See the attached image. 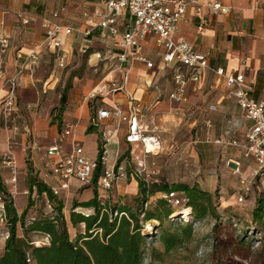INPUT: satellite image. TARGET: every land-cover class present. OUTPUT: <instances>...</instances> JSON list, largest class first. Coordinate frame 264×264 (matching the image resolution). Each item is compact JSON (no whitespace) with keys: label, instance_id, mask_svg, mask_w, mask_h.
Segmentation results:
<instances>
[{"label":"crops","instance_id":"obj_1","mask_svg":"<svg viewBox=\"0 0 264 264\" xmlns=\"http://www.w3.org/2000/svg\"><path fill=\"white\" fill-rule=\"evenodd\" d=\"M98 0H0V39L6 38L9 46L4 55L5 76L18 75L21 67V60L16 55L21 52L24 56L33 52L41 51L42 56L38 67L32 77L24 72V86L16 91V98L19 105V112L14 117V122L20 128L13 137L10 144L9 137L12 136L2 127L0 112V155L8 152L13 154L15 167H23L24 159H31L33 166L40 172L43 179L50 186H57L58 179L51 174V165L47 156L48 148L53 144L62 127L66 123H77L74 140L81 144L84 155L89 159H96L99 152V136L94 132L87 134V129L93 124L96 117L89 116L87 101L90 93L104 80L118 77L113 63H99L93 55H89L88 64L95 72L104 70L105 74L99 78L95 85L88 84L86 98L81 106L71 115L72 119H62V126L59 129L56 123H52L45 113L40 115L26 109L27 104H37L40 101V92L45 93L47 85L56 79L53 73L44 78L43 69L48 60L53 56L50 51L43 48L44 33L41 27L44 19H49L52 13L64 7L58 20L59 23L73 29L70 36H62L63 48L67 53V65L73 55V45L77 44L79 50L85 52L91 41L99 30L93 31L89 40L84 39L82 32L86 28V22L82 17L85 10H92ZM223 4L230 7L227 15H207V26L203 32H197L198 18L192 7H189L184 20L179 25L175 35L176 41H186L196 50L209 53V66L211 70L206 71L201 82L188 89V103L176 106V103L168 99L169 92L173 89V81L168 77L173 72L171 66H165L162 62V53L155 47L153 38H150L144 46L146 58L153 63V68H147L142 63H135L129 69L128 89L137 100L142 102L149 110L145 115V122L151 131L161 139L163 152L159 155H149L151 162L159 160L163 155L173 154L182 160L187 154L198 158L197 149L200 143L209 145L201 146L209 158L213 161L196 166V173L203 174V178L194 179V182L209 191L218 190L222 202L228 205V196L235 194L239 185L240 177L234 175L226 166L229 161H237L241 164V174L248 177L252 162L243 157L240 146H232V141L242 144L244 136L250 123L246 121L234 98L229 93L222 79H218L212 70L224 69L226 72L238 71L245 76V87L250 91L253 100L258 101L264 96V0H260L256 8L254 0H222ZM23 20H29V24H23ZM124 27H121V31ZM118 42V39L115 41ZM105 40V50H112L119 53L120 49L116 43ZM245 67L248 70H245ZM43 83V90L40 91L38 84ZM9 89L0 79V103L8 95ZM100 106L110 107L111 99L99 100ZM115 101L126 110V99L122 94L116 95ZM112 126V130L103 133L104 146L106 150V168H110L120 157L122 145L125 142L126 125H118L117 121L110 117L96 123L99 125ZM154 124V125H153ZM182 130L195 133V138L185 140L182 137ZM206 133L205 141L200 142L198 133ZM208 133V134H207ZM173 134V135H172ZM172 135V139H169ZM169 137V138H168ZM71 141V139L68 140ZM91 144L96 148V157H93L87 150L86 145ZM112 145V149L108 146ZM129 147V145H128ZM19 157V162L16 161ZM171 159H167V162ZM207 161V160H206ZM2 163V162H1ZM3 165V164H2ZM3 168H7L3 165ZM182 169V165L179 166ZM164 170L161 165L159 170ZM12 176V175H11ZM179 181H184L178 176ZM83 185L78 180H71L70 186L63 189L66 194L75 195L76 186ZM118 186H120L118 184ZM127 189V190H126ZM124 193L131 195L138 192V182L135 179H126ZM27 192V189L23 191ZM23 205L17 206L18 212L23 210ZM3 229L4 225L0 222ZM4 244V241H3Z\"/></svg>","mask_w":264,"mask_h":264},{"label":"built area","instance_id":"obj_2","mask_svg":"<svg viewBox=\"0 0 264 264\" xmlns=\"http://www.w3.org/2000/svg\"><path fill=\"white\" fill-rule=\"evenodd\" d=\"M260 0H254L256 8ZM192 7L198 18L197 32L201 34L207 26V15H227L231 8L224 5L222 0H98L93 9L85 10L82 17L86 28L82 35L89 40L93 31L98 29L99 37L115 42L120 49L119 53L112 50L95 52L93 55L99 63H113L118 77L104 79L89 95V100L111 99L112 106L99 108L93 124L113 117L118 125H126L125 142L129 145V161L118 163V159L106 168V150L101 146L99 159H89L84 155L79 141L74 140L77 123H66L62 127L53 144L48 148L47 156L51 165V174L58 179L57 186H51L55 194L70 186L71 180L76 179L83 185H89L99 165L102 172L97 179L98 190L107 193L117 182L126 179L148 180L146 159L149 155H159L163 152L161 139L151 131L145 122L146 112L149 110L142 102L137 100L128 89L129 69L135 63H142L147 68L154 65L144 54V46L153 38L155 47L162 53V62L173 68V89L168 94L170 102L176 104L188 103V89L196 86L203 79L209 66V53L196 50L186 41L175 40L180 23L186 16L187 9ZM64 7L52 13L51 18L44 19L41 27L44 33L42 47L49 50L54 59L55 70L64 69L67 65V53L63 48L62 36H70L73 29L58 22ZM23 20V24H29ZM121 27L124 30L121 31ZM9 46L6 38L0 39V79L3 80L9 92L0 103L2 127L13 137L20 128L14 122L19 112L16 91L24 86L22 74L28 73L32 77L38 67L42 52L33 51L27 55L18 52L17 60H21L18 75L5 76L4 55ZM247 71L248 68L245 67ZM224 85L241 110L243 117L250 123L242 144L232 141V146H240L243 157L253 164L248 177L241 174V164L229 161L226 166L234 175L240 177L239 185L235 191L237 199L243 201L245 196L256 190L264 198V98L255 101L250 91L245 87V76L238 71L226 72L224 69L212 70ZM264 96V89L262 90ZM122 94L126 99V110H123L115 101L116 95ZM36 105L27 104L28 111H35ZM71 139V141L68 140ZM2 164L13 173L16 167L13 154L8 152L0 155ZM132 164V165H131ZM13 177L12 180H15ZM105 196V195H103ZM4 202L0 193V222L4 223ZM6 237V235H5Z\"/></svg>","mask_w":264,"mask_h":264},{"label":"rangeland","instance_id":"obj_3","mask_svg":"<svg viewBox=\"0 0 264 264\" xmlns=\"http://www.w3.org/2000/svg\"><path fill=\"white\" fill-rule=\"evenodd\" d=\"M88 45V50L82 52L79 50L78 45L74 44L73 55L69 60L68 66L64 69L55 70V64L52 59L48 60V63L43 69L42 73L44 78L53 73L56 79L51 81L49 85L44 88L46 91L45 93L40 92V101L37 104H34L36 105V108L33 112H36L39 115L46 112V116L52 123H56L59 129L62 126V119H72V113L81 106L82 102H84V99L86 98L85 95L88 93V89L84 91V87L88 84L92 86L95 85L96 81L105 74L103 69L95 72L88 64L90 54L105 50V40L101 39L96 34L93 41ZM171 76L172 72H169L168 77L171 78ZM43 87V83L38 84L40 91L43 90ZM65 91H67L66 101L63 109H61V99ZM99 104V99L87 101V110L90 117H94L95 114H97L100 106ZM178 105L180 104H177L176 106ZM111 130L112 126L104 124L95 128V133L99 136V145L102 146V143L104 142L103 133H108ZM181 134L185 140H189L191 137L195 138V133L188 130H182ZM172 135L168 138L172 139ZM198 137L200 142H203L206 140V133H198ZM198 145V158L187 154L186 158L182 157V160L184 161L182 164L178 162L180 157L173 154L163 155L158 158L159 160L154 162L149 161L147 158V171L149 173L148 180L154 182H159L160 180L180 182L178 176L181 175L185 182H188L189 184H198L194 182V179L203 178V174L194 171L197 169L194 163L203 165L206 164V162L213 161V159L209 158L205 150L201 147L209 144L200 143ZM122 146L120 154L124 155L129 152V147L124 144ZM108 149H112V145H109ZM86 150L93 157L97 156L96 148L93 145H86ZM167 159H171V161L167 162ZM19 160L18 157L16 161L19 162ZM161 165L164 166V170L162 171L160 169L157 171ZM180 165H182V169L179 168ZM28 166L32 167L33 175H36L41 179L40 172L33 166L31 159H24L23 167L20 168V166L17 165L14 173L8 168H3L0 160V178L2 183L6 186L7 192L12 195L15 206L23 205L24 209L28 206L29 202H32L26 219L41 214L50 215L53 213L52 205L46 195L37 194L35 188L32 191L28 190ZM13 177H16V179L12 180ZM118 184L120 186H118ZM125 186L126 180H120L107 193L99 191L94 183L76 186L75 195L66 194L61 191V193L58 194V197L64 202L63 212L67 220L70 238L75 239L78 233L84 231V224L80 223L73 226L69 221L70 212L75 200L83 201L90 198L96 189L101 200L109 199L111 202L133 204L134 195H131L128 191L124 193ZM25 189H27L26 193L23 192ZM211 192L215 194L214 202L216 210L222 221L221 231L219 233H215L213 230L215 220L211 216H207L203 220H193L191 210L186 206V200L182 198L180 194L176 193L174 196H166L162 192H157L151 197L150 202H154L158 197L168 198L172 207L175 209L170 220L172 222H192L194 226V237L192 241L186 245L166 251L162 242L159 240L160 231L156 232L155 230H149V226L153 223H144V232H147V243L143 250L142 264H264V230L260 229L252 218V211L257 204V200L263 197L256 190H253L250 194L245 196L243 201H239L236 194H233L226 198L229 203L228 205H225L222 202L218 190ZM6 194H1L3 202ZM185 209L189 210L188 220L183 216V211ZM75 210L84 213H90L92 211L91 208L81 206L75 207ZM2 224L4 225V223ZM166 226H168L167 223ZM0 232L3 233L1 226ZM227 232L243 236L250 247L238 245L232 240L229 241V239L223 235ZM18 233H22L20 227H18ZM29 237L33 240L35 245L47 244L49 242V236L42 232H30ZM4 240L5 232L0 236V253L3 250ZM231 244L233 245L232 248Z\"/></svg>","mask_w":264,"mask_h":264},{"label":"trees","instance_id":"obj_4","mask_svg":"<svg viewBox=\"0 0 264 264\" xmlns=\"http://www.w3.org/2000/svg\"><path fill=\"white\" fill-rule=\"evenodd\" d=\"M66 95L67 91L62 96L61 109L65 104ZM96 127L94 124L90 125L87 134L94 133ZM101 153L99 145L97 159ZM129 159L127 152L119 157L118 163ZM28 169V190L32 191L35 188L37 194H45L52 205L53 213L26 219L32 202L18 212L12 195L7 192L0 178V193H7L3 208L5 215L3 233L5 232L6 237L0 253V264H142L143 250L147 243L144 223L149 222L153 223L149 230L160 231L159 240L166 251L191 242L194 237L192 222H172L170 219L175 209L168 198L158 197L154 202H150L151 197L157 192H162L166 196L180 194L186 200L193 220H203L211 216L215 220L214 232L221 231L222 221L216 210L215 194L211 191L201 188L198 184L184 181L154 182L137 179L138 192L133 196V204L101 200L96 189L90 198L83 201L75 200L69 221L73 226L84 224V231L78 233L75 239H71L63 212V200L43 179L33 175L32 167L28 166ZM101 172L102 166L99 165L91 183L97 186ZM77 206L91 208L92 211L90 213L76 211ZM252 218L256 225L264 230V198L257 200ZM18 227L22 230L21 234L18 233ZM30 232L47 234L49 242L35 245L29 237ZM3 233L0 232V236ZM223 235L238 245L249 246L243 236L232 232Z\"/></svg>","mask_w":264,"mask_h":264},{"label":"bare ground","instance_id":"obj_5","mask_svg":"<svg viewBox=\"0 0 264 264\" xmlns=\"http://www.w3.org/2000/svg\"><path fill=\"white\" fill-rule=\"evenodd\" d=\"M183 216H184V218L186 219V220H188L189 219V210L188 209H185L184 211H183Z\"/></svg>","mask_w":264,"mask_h":264}]
</instances>
